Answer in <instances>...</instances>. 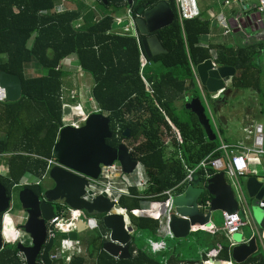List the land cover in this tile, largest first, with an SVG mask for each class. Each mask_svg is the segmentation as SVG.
<instances>
[{"label":"trees","instance_id":"16d2710c","mask_svg":"<svg viewBox=\"0 0 264 264\" xmlns=\"http://www.w3.org/2000/svg\"><path fill=\"white\" fill-rule=\"evenodd\" d=\"M59 1L0 0V71L17 76L22 85L20 100L0 103V168L4 167L6 172L0 171V183L9 197L22 188L42 195L44 189L36 183L46 175L48 160L54 159L53 148L63 125L60 97L69 73L62 66L74 56L77 69L93 79L91 97L102 114L110 119L113 136L107 144L113 148L126 144L145 166L152 181L143 195H153L154 199L123 197L120 206L129 211L136 232H146L157 238V218L166 209L167 198L162 193L185 178L177 153L171 157L166 153L163 142L166 132L172 136L168 121L182 137V156L190 167L210 155L216 158L222 154L218 151L220 138L211 120L216 135L214 141L207 138L197 116L185 108L192 100H201L194 70L211 59L209 49L200 45V38L210 34L211 24L201 15L181 25L176 0L134 1L131 6L134 16L146 5L152 8L166 2L176 17L171 26L155 33L166 52L153 57L151 65L144 70L149 89L140 76L141 57L136 41L116 33L111 14L96 20L92 11L56 13ZM106 1V5L100 4L113 6L116 11L129 6L124 0ZM79 21L82 24L77 28ZM144 38L141 36L142 40ZM258 47H215L218 52L216 63L236 71L230 79L229 90L255 91L262 98V68L254 60L261 52ZM28 66L34 76L28 74L31 71ZM204 91L208 94L205 88ZM180 102L181 108L177 106ZM260 112L264 115V98ZM118 127L120 138L115 135ZM126 130L130 131L129 139L123 136ZM173 144L178 146L175 139ZM4 156H7L6 162L1 159ZM25 179L31 185L20 186ZM132 193L141 195L135 189ZM206 196L203 195L200 202H204ZM149 201L162 206L154 213L144 215L140 211ZM56 210H59L58 204ZM54 243L48 242L39 257L44 264H54L49 259ZM223 243L219 258L227 261L229 244L226 239ZM89 246V257L95 259L96 264H203L209 253L205 251L198 257L193 246L187 255L177 249L153 254L133 241L130 258L116 260L104 252L99 237L91 239ZM18 253L16 245H5L0 252V264H22ZM84 263L85 259L76 258L72 264ZM242 264H264V254L258 252Z\"/></svg>","mask_w":264,"mask_h":264},{"label":"water","instance_id":"95a60500","mask_svg":"<svg viewBox=\"0 0 264 264\" xmlns=\"http://www.w3.org/2000/svg\"><path fill=\"white\" fill-rule=\"evenodd\" d=\"M129 3L132 4V0H129ZM147 7L148 5L138 11L136 24L141 35L146 37L142 45L147 57L151 59L166 52L155 33L171 26L175 22V14L166 2H161L151 9ZM196 72L201 85L210 94L223 90L225 80L235 75V69L226 67L216 69L211 60L199 65ZM0 86L6 91V102H16L22 97L21 80L17 76L0 71ZM185 108L197 116L207 138L214 141L216 135L201 101L194 99L187 103ZM112 136L110 119L97 113L90 115L80 129L67 126L60 130L53 148V157L57 165L53 166L48 174L54 187L44 190L41 196L26 188L18 197L22 209L27 210L30 215L23 229L32 239V247L26 248L22 244H17V250L24 255L27 264H38V257L47 241V222L54 218L56 204L63 203L67 208L85 211L88 215L106 214L115 206L104 197H98L92 203L84 201L82 196L85 194L88 180L78 175L97 179L101 165L110 166L115 161L120 162L126 174L133 172L138 160L125 144L116 148L109 146L107 140L112 139ZM123 136L129 139L130 131H124ZM246 190L250 199L257 202L256 206L248 209L262 233L256 232L247 243L237 242L238 244L232 249V259L237 264L246 262L260 251L264 254V210L257 206L260 201H264V177L250 178L246 183ZM205 192L216 198L207 209H200L198 205ZM233 195L223 174L211 179L206 188L200 186V180L195 176L184 195L176 197L173 201L175 213L170 217L169 228L175 239L189 237L192 227L208 225L210 213L213 211L225 208L230 213H236L238 205L234 202ZM230 201L233 203V208ZM225 203H228L226 207H224ZM10 204L11 197L0 183V215L10 210ZM103 223L111 231L112 240L123 245L120 247L114 243H105L104 251L112 257H117L121 252L120 259L130 258L131 238L124 231L123 217L107 216ZM84 225L85 223L79 222L77 227L84 228ZM3 248V238L0 233V252Z\"/></svg>","mask_w":264,"mask_h":264},{"label":"built area","instance_id":"2783aa9c","mask_svg":"<svg viewBox=\"0 0 264 264\" xmlns=\"http://www.w3.org/2000/svg\"><path fill=\"white\" fill-rule=\"evenodd\" d=\"M128 3V7L126 8L125 16L116 18V22L121 24L122 22L127 21L128 25L124 27L120 34L127 35L133 37L139 47V51L141 54V68L140 75L143 80L146 82L144 78V70L151 65V62L147 59L145 54L143 53V47L141 42V37L138 32V28L136 25V16L133 15L131 6L133 5L129 3V0H124ZM134 0H132L133 2ZM241 3L246 4L250 3V0H243ZM177 11L180 23H183L186 20H193L200 16V12L197 6L196 0H176ZM257 13L261 17L262 24L264 25V0H257ZM230 33L229 30L225 31V35ZM195 72V71H194ZM196 74V73H195ZM86 75L84 72L77 73V78H84ZM197 76V75H196ZM148 88L149 85L146 82ZM200 86V84H199ZM201 88V86H200ZM85 89L82 87L80 89L77 88V91L71 90L68 95L64 92L60 97L62 102V111H63V125L60 130L64 127L70 126L75 129H80L83 127L88 119V117L92 114H102V111L99 109L94 99L89 96L88 102L93 105V111L86 113L84 110V101L79 99V95L81 97L82 91ZM225 91V89L220 90L219 92L212 95V99H219L220 95ZM152 92V91H150ZM6 102V91L0 86V103ZM171 126V134L168 135L166 132V137L164 140V145L166 150L169 152V157L173 154L177 153L176 158L181 160L183 169L185 171L184 180L176 185L175 187L166 190L162 193V196L167 198L165 206V212L162 216H159L158 219V228L156 231V235L158 239L162 238L165 235H168L171 238H174L173 233L169 228L170 217L175 213V208L173 206V201L176 197L184 195V192L187 188L192 184L194 177L197 176L200 180V183H203V187L206 186L207 182L216 174H223L225 177L229 178L232 182V186L235 189V192L241 198L244 197L242 187L240 185L239 179L251 174L250 172V161L261 159L264 156V126L259 123H252L246 129V133L249 138H251L250 144H226L221 143L218 151L222 154L219 157L212 158V155L205 158L196 166L190 167L184 160L182 156V150L180 145H182V137L178 130L169 122ZM59 130V132H60ZM116 138H120V128H117L115 133ZM173 139H175L178 146H174ZM131 152V150H129ZM57 165L55 159L48 160V167L46 175L42 178L45 180L48 178V174L53 166ZM258 167V166H256ZM263 173V172H262ZM83 178L88 180V185L85 188V194L82 196V199L86 202L92 203L98 197H104L109 201L113 202L115 206L106 214L107 216H115L119 215L123 217L124 221V231L132 237L134 234V227L132 225L130 219V213L126 208L120 206V201L123 197L131 198V199H142L144 201H148L151 198H154L153 195H143L152 185V181L147 175L144 165L138 161L135 169L131 174H126L123 170L120 162L115 161L110 166L101 165V172L97 179H91L85 177L81 174H78ZM253 175L256 177L260 176L259 168H255L253 171ZM22 186L31 185L29 181L21 184ZM137 190L141 195H134L132 190ZM59 210L55 212V216L49 222H47V243L48 242H57L59 246L55 249L53 253L50 255V260L53 262L61 261L63 264H71L75 257L82 256L85 254L83 250L82 243L80 240H73L70 238H61L63 236H69L73 234L77 230V224L79 222L85 223V227L92 231L96 237H99L103 242L106 243H114L115 245H123L119 244L112 240L111 232L102 231L101 230V220L91 215H88L85 211H78L67 208L63 203L58 204ZM162 205H155L152 201L147 202L146 207L141 209V213L144 215H150L154 213L157 209L161 208ZM200 209H207L210 206V200H205L202 204L198 205ZM258 207L264 210V201H260ZM11 210V208H10ZM10 210L4 214L3 223H5L4 230V238L3 245H8L7 243V233L9 231L6 230V224L8 222L13 225V221L10 218ZM249 211V210H248ZM250 213V212H249ZM158 215V214H157ZM223 228L217 229L211 223L206 226H195L190 229V233H194L197 229H201L207 231L211 234L221 233L224 238L227 240L229 244V249H233L237 243L234 241L233 237L241 232V229L247 226L249 223L243 220L238 214L223 212ZM13 230V229H12ZM20 228L14 233L12 232L13 244H26L29 242V238L27 236L22 238L19 236ZM11 231V230H10ZM22 231V230H21ZM23 232V231H22ZM148 249L153 254H158L160 251L165 249V243L163 240L159 242H154L152 240L148 241ZM222 250V246L220 244H216L213 250H210L207 254L206 260L203 264H233L231 261L226 262H218L217 258L219 253ZM137 252L135 251L134 254ZM19 258L22 261V264H26V260L22 254H19ZM231 258V256H230ZM232 260V258H231ZM40 264L44 263V260L39 261Z\"/></svg>","mask_w":264,"mask_h":264},{"label":"crops","instance_id":"0c3cea01","mask_svg":"<svg viewBox=\"0 0 264 264\" xmlns=\"http://www.w3.org/2000/svg\"><path fill=\"white\" fill-rule=\"evenodd\" d=\"M135 1V0H134ZM134 1H133V4H134ZM138 1V0H137ZM215 1V4H214V8H215V10H214V12L213 13H215L214 14V17L216 18V22H214L213 23V26H212V23L210 22V24H211V31H210V34H207V35H203L201 38H200V45L202 46V47H204V48H206V49H209V51H210V55H211V59H209V60H211V62H212V64L214 65V67L217 69L218 67H220L217 63H216V61H217V58H218V52H217V50H216V48L215 47H217V46H221V45H225V46H229V47H232V48H235V49H238V48H242V47H246V46H250V45H258L259 47H258V49H260V54L258 55V57L257 58H255L254 60H255V62H256V64L257 65H259L260 67H262V78H261V88H262V99L264 98V70H263V65H264V33H262V35H261V33L259 32L260 30H264V25L262 24V21H261V17L259 16V14L257 13V0H250V3H246V4H243V3H241V1H243V0H214ZM228 1H237L240 5H241V7L244 9V12H245V14H244V17L243 18H241L240 19V21H239V25H240V30H246V29H250L251 31H252V33L254 34V36H255V38H254V40L253 41H251V42H249L248 44H246V45H241V40H240V38L238 37V38H233V37H231V31L229 30V26H228V24H227V17H230V15L229 16H227V12H229L230 10L231 11H234L235 10V6H233V5H231V4H229L228 3ZM100 2H103V3H105V5L107 4V1L106 0H61V1H59L58 3H57V5H56V7H55V11H56V13H63V12H66V11H76V10H83V13L85 12H87V11H92L93 13H94V15H95V18H96V20H100L102 17H103V15H105V14H111L112 15V17L114 18V21H115V23H116V33H121V31H122V29L124 28V27H126L127 25H128V23H127V21H125V22H122L121 24H119V23H117L116 22V18H119V17H124L125 16V12H126V9L124 8V9H122V10H119V11H116L115 10V8L113 7V6H102L101 4H100ZM196 2H197V0H196ZM170 7V6H169ZM147 9H151V8H149V7H147ZM174 12V11H173ZM200 12V11H199ZM253 12H255V14H253V15H251ZM202 14L200 13V16H201ZM255 15H257V16H255ZM199 16V17H200ZM138 17V13H137V15H136V18ZM203 17V16H202ZM203 19H205V20H207L206 18H204L203 17ZM175 20H176V17H175ZM241 20H242V22H241ZM179 22H180V20H179ZM218 22V23H217ZM220 23V24H219ZM80 24H82V21H79L78 22V24L76 25V27L78 28L79 26H80ZM181 25H183V23H180ZM217 24H219V25H217ZM137 25V24H136ZM220 25H221V29H220ZM138 28V27H137ZM221 31H220V30ZM226 30H229L230 31V33L228 34V35H225V31ZM138 32H139V29H138ZM240 32V31H239ZM139 34H140V37L141 36H143V35H141V33L139 32ZM157 36V35H156ZM243 36L246 38V39H249V37H247L246 35H245V33H243ZM145 37V36H144ZM158 37V36H157ZM133 38V37H132ZM144 39H146V37L144 38ZM143 39V40H144ZM159 39V38H158ZM135 40V39H134ZM142 39H141V42L143 41ZM160 41V40H159ZM161 43V42H160ZM137 44V43H136ZM162 45V44H161ZM137 47H138V45H137ZM142 47H143V45H142ZM163 47V46H162ZM164 49V48H163ZM138 50H139V47H138ZM139 53H140V51H139ZM143 53L145 54V56L147 57V55H146V52H145V50H144V47H143ZM164 54V53H163ZM162 55V54H161ZM158 56H160V55H158ZM140 57H141V54H140ZM156 57V56H155ZM147 59L150 61L151 59H149L148 57H147ZM62 68L65 70V71H71V68L73 69H75L76 71H77V66H76V58L74 57V56H72V57H70V58H68L65 62H64V64H63V66H62ZM195 71V75H197V72H196V69L194 70ZM236 72V71H235ZM87 76H89V75H87ZM141 76V75H140ZM144 78H145V76H144ZM196 78H197V82H198V86H199V84H200V86H201V88H200V86H199V89H200V95L202 96V98H201V103H202V105L204 106V108H205V114L207 113L208 114V116H209V121L211 120V122L213 123V125L215 126V129H216V131H217V135L219 136V138H220V146H221V143H226V144H237V143H241V144H245V145H247V144H250L251 143V138H249V136H247V137H245L244 138V140H241V141H229L225 136H224V128H226L227 126H228V124H229V116L230 115H228L227 117L226 116H224V115H222V113L220 112L221 111V109H222V107L225 105V103H226V101H227V99H226V96L228 95V94H230V90H229V86L227 85V83H229V85H230V79L232 78H229L228 80H225V84H224V89H225V91L220 95V97H219V99H217V100H214V99H212V95L213 94H210L207 90V92L209 93V95H210V98H211V100H213L212 102H216L215 103V112H216V115L218 116L217 118H218V120H216V117H215V115L212 113V111H211V108H210V105H209V102H208V100H207V96H206V92L204 91V87L201 85V83H200V81H199V79H198V76H196ZM143 79V78H142ZM145 80H146V78H145ZM146 82H147V80H146ZM145 82V83H146ZM72 83V82H71ZM148 83V82H147ZM93 85H94V83H93ZM93 85L90 87V83L88 84L87 82L85 83L84 82V80L83 79H80L79 77L77 78V79H75V87H77L78 89H80V88H84L86 91H89V96L91 97V88L93 87ZM147 85V84H146ZM148 85H149V83H148ZM67 85H66V83L64 84V87H66ZM148 87V86H147ZM76 88V89H77ZM149 89H150V85H149ZM68 90L67 89H63V92H64V94L67 92ZM149 92H150V90H149ZM150 93H152V92H150ZM206 93V94H205ZM215 94V93H214ZM222 95H224V97L222 98ZM92 98V97H91ZM88 99H89V97H88ZM96 103V102H95ZM98 106V105H97ZM104 115V114H103ZM106 116V115H105ZM207 116V115H206ZM246 117H249V116H246ZM259 124H261V123H259ZM211 125V124H210ZM262 125L264 126V115H262ZM211 128H212V126H211ZM213 130V129H212ZM223 130V131H222ZM164 140H165V138H164ZM164 140H163V142H164ZM126 145V144H125ZM127 146V145H126ZM166 148V147H165ZM129 149V148H128ZM130 150V149H129ZM132 153V152H131ZM166 153H167V155L169 154V152L166 150ZM168 157H169V155H168ZM140 162V161H139ZM145 167V166H144ZM257 168V167H256ZM146 170V169H145ZM147 172V171H146ZM250 172H251V174H248V175H246V176H244V177H242V178H240L239 179V182H240V185H241V187H242V191H243V195H244V197L243 198H241L240 196H238L237 195V193L235 192V189H234V187L232 186V182H231V180L229 179V178H227V177H225V181H226V184L228 185V186H230L231 187V189H232V191H233V193H234V195H233V199H234V202L238 205V214H239V211H240V209L239 208H241L242 209V212L244 213V215H245V218L247 219L248 217L249 218H251V220H253V217H252V215H251V213H249L250 211H248L249 209V206H248V203H247V200L245 199L246 197H245V192H244V189H245V186H246V184H245V186L243 185V181H246V183H247V181L250 179V178H252V177H256V176H254L253 175V171L250 169ZM148 175V174H147ZM217 175H219V174H216V175H214L211 179H213L215 176H217ZM49 178V177H48ZM150 178V177H149ZM257 178H259L260 179V177H257ZM210 179V180H211ZM209 180V181H210ZM209 181L207 182V184H206V186H204L205 188L208 186V183H209ZM25 182H23L22 184H24ZM37 184V183H36ZM203 185V183H200V186H202ZM20 186H22V185H20ZM53 186H54V183H53V185H52V187H50V188H53ZM203 187V186H202ZM244 187V188H243ZM49 188V189H50ZM47 190V189H46ZM186 192V191H185ZM184 192V193H185ZM215 192H216V188H215ZM246 192H247V190H246ZM205 194H207V196L205 197L206 199L205 200H210V205H211V202L216 198L214 195H210L209 193H207V192H205L203 195H205ZM247 194H248V192H247ZM202 195V196H203ZM222 197H223V195H222ZM155 198V197H154ZM154 198H151V199H154ZM205 200H203V201H205ZM203 202H200L199 204H202ZM230 203H231V206H232V208H233V203L230 201ZM60 204V203H59ZM228 205V203H225L224 204V207H226ZM221 211L222 213L223 212H229L227 209H225V208H221V209H218V210H216V211ZM56 212V211H55ZM92 217H95V218H98V219H100L101 220V223H100V226H101V230L102 231H104V232H106V231H109V232H111L110 230H108L105 226H104V223H103V220H104V218H106L105 216H104V214H102V215H100V214H96V213H94L93 215H91ZM130 219H131V216H130ZM254 221V220H253ZM252 221V222H253ZM131 222H132V219H131ZM246 222H248V220L246 221ZM255 222V221H254ZM254 222H253V225H252V229L254 230V233L253 234H251V235H249V236H246L243 232H241L240 233V239H239V242H243V243H247L255 234H256V232H259L260 234L262 233V230L259 228V226L256 224V222H255V224H254ZM209 223H211L212 225H213V216H212V212L210 213V219H209ZM249 223V222H248ZM250 224V223H249ZM248 224V225H249ZM132 225H133V223H132ZM247 225V226H248ZM214 226V225H213ZM133 227H134V225H133ZM246 227V226H245ZM242 231V230H241ZM24 232V231H23ZM87 232H89V233H91L92 231H90L88 228H86L85 227V225H84V228L83 227H80L79 229H78V227H77V230L73 233V234H79V235H81L82 236V238H80L79 240L81 241V243H82V247H83V250L85 251V254L84 255H82V256H78V257H75L74 258V260L76 259V258H83V259H85V263L84 264H96V261H95V259H93V258H90L89 257V254H88V251H89V244H90V240L91 239H93V238H96V236H95V234L92 232L91 233V235H88L87 234ZM135 228H134V234H135ZM198 232V230L196 231V232H194V233H190V235H194L195 233H197ZM201 232H207V231H202L201 230ZM134 234L132 235V237H130L131 238V245H130V247L132 246V244H133V241H134ZM207 236L206 237H204V235L203 236H201V237H199V239H198V237H197V239H196V237L192 240L191 239V241H189V240H187L188 239V237L187 238H185V240L184 239H180V240H184L183 241V243L182 242H180L179 244H178V246H175V247H169V245L167 246V245H165V249H164V251H167V252H169V251H172V250H178V251H180L181 253H182V255H187L188 254V250L190 249V248H193V246H194V248L196 249V252H197V254H198V257H200V255L201 254H203V252H205V251H207V252H209L210 250H213L214 248H215V245L216 244H224L223 242L225 241V238H224V236L221 234V233H217V234H211V233H209V232H207ZM26 236L30 239V240H32L31 238H30V236L26 233ZM158 238V237H157ZM174 239H175V237H174ZM162 240V239H161ZM160 239H158V240H156V241H154V242H159V241H161ZM100 241L103 243V245L106 243V242H103L101 239H100ZM153 241V240H152ZM236 242V241H235ZM238 244V243H237ZM47 245V241H46V244H45V246ZM44 246V247H45ZM59 246V244L57 243V242H55L54 243V246H53V248L51 249V251H50V254H49V259H50V255H51V253H53L54 251H55V249L57 248ZM117 246H120V245H117ZM44 247H43V249H42V252H41V254H40V256L42 255V253H43V251H44ZM120 247H122V246H120ZM104 250V249H103ZM105 252V251H104ZM129 252H130V250H129ZM261 252V251H260ZM187 253V254H186ZM221 253V252H220ZM220 253H219V255H218V258H217V260H218V262H226V261H223V260H221L220 258H219V256H220ZM19 254H22V253H18V256H20ZM108 254V253H107ZM229 255V260H227V261H231L233 264H237L233 259L231 260V258H232V249L230 250L229 249V253H228ZM23 255V254H22ZM109 255V254H108ZM121 255V252H119L118 253V256L117 257H113L114 259H116V260H125V259H120L119 258V256ZM39 256V257H40ZM230 256H231V258H230ZM23 257H24V255H23ZM39 257H38V260H37V263L38 264H40L39 263V261L40 260H42V259H39ZM112 257V256H111ZM25 258V257H24ZM26 260V259H25ZM74 260L72 261V263L74 262ZM51 261V260H50ZM22 262V261H21ZM53 262V261H52ZM54 264H63L61 261H59V262H53ZM71 263V264H72ZM27 264V263H26ZM44 264V263H43Z\"/></svg>","mask_w":264,"mask_h":264},{"label":"rangeland","instance_id":"374dc122","mask_svg":"<svg viewBox=\"0 0 264 264\" xmlns=\"http://www.w3.org/2000/svg\"><path fill=\"white\" fill-rule=\"evenodd\" d=\"M228 3L236 7L234 11L230 10L229 12H227V16L230 15V17H227V24L229 26V30L231 31V37H233V38L239 37L241 40V45L242 46L246 45L249 42L253 41L255 36L249 28L246 30H243V31L240 30L241 28L239 25V21L241 18L244 17V14H245L244 9L241 7V5L237 1L236 2L235 1H228ZM214 4H215L214 0H197V6H198L200 13L202 14V16L204 18H206L207 20H209L212 23V26H213V23L216 22V18L214 17L215 13H213L215 10ZM219 24H217V25H219ZM220 29H221V25H220ZM259 32L262 35V33H264V30H260ZM243 33H245V35L247 37H249V39H246L243 36ZM29 69H30V66H28V70ZM263 70H264V65H263ZM80 72H82V71H80L79 69H77V71H76L74 68L73 69L71 68V71H68L69 75L65 79V83L67 85L65 87V89H67L68 91H71V90L77 91V89H76L77 87H75V79H77V73H80ZM28 74L34 76V74L32 73V70L29 71ZM83 80L85 83L86 82L88 84L90 83V87L93 85V79L90 76H87V74L84 75ZM227 85L230 88L229 83H227ZM230 91H231L230 94H228L226 96L227 101L220 111L222 113V115H224L226 117L228 115H230L229 116L230 117L229 118V124L226 128H224V136L229 141H241V140H244V138L248 136L245 129L250 124H252V123H261L262 124V115L260 112L262 98L259 96V93L255 92V91H249V90L243 91V90H234V89H231ZM68 94H69V92H66V95H68ZM206 96H207V100L209 102L211 111L215 115L216 120H218V118H217L218 116L216 115L215 108H214L216 102H212L213 100H211L209 93L206 94ZM88 97H89V91H86V90L82 91L81 97L79 95V99L81 98L80 100L84 101L83 104H84V110L86 113L93 111V105L90 102H88ZM201 98H202V96H201ZM177 106L179 108H181L182 102L178 103ZM246 116H249V117H246ZM255 117H257V118H255ZM0 135H2V132H0ZM6 157L4 156L1 158L3 162H6V159H7ZM256 166H258L257 168H259V172H260L259 177H260V179H262V177H264V156L261 157V159H256V160L250 161V169L252 171H255ZM0 171L5 172L4 167H1ZM24 182H27V179H25ZM43 182H44L45 188H50L53 185V182L49 178H46ZM245 184H246V181H243L244 186H245ZM244 192H245L244 194L246 197L245 199L247 200L249 208L251 209L252 207L256 206L257 202L254 199H250L249 195L246 192V186H245ZM10 206L11 207L13 206L15 208V210L10 212V218L13 221V225H11V223L8 222V226H6V230L9 231V233H7V235H9L7 237V241H8L7 243H9L8 245L13 244L12 232L14 233L15 231L18 230L19 225L22 224V221H23L22 218L24 217V214L21 213V209L19 207V199H18L17 194L12 195ZM239 209H240L239 214H240L241 218L245 221L248 220V222L250 223L248 226L243 227L241 229L242 230L241 232H243L246 236H249V235L254 233V230L252 229V225H253L254 221L251 220V218H249V217L246 219L244 213L242 212V209L241 208H239ZM212 216H213L214 227H216L217 229H222L223 228V222H224L223 213L220 210L219 211H213ZM254 224H255V222H254ZM197 230H198V232L195 233L194 235H190L187 240L191 241V239L193 240L195 237H196V239H197V237L199 239V237H201L203 235H204V237H206L208 235L207 232H201V229H197ZM19 231H20L19 236L21 237V239L26 237L24 232H22L21 230H19ZM202 231H204V230H202ZM91 233L87 232L88 235H91ZM240 233L236 234L233 237V239H234V241H236V243L240 239ZM95 234H97V233H95ZM61 238H70L73 240H79L80 238H82V236L79 234H71L69 236L61 235ZM133 238H134L135 244H137L139 247H146V248H148V241L149 240H153V241L158 240L157 238H154L153 236L149 235L146 232H135ZM161 239L164 241L165 245H167V246L169 245V247L178 246V244L180 242L183 243V241L185 240V239L184 240L174 239V238L169 237L168 235L163 236L162 238H160V240ZM188 251H190V250H188ZM188 253H190V252H188ZM194 254L198 256L196 251L194 252Z\"/></svg>","mask_w":264,"mask_h":264},{"label":"flooded vegetation","instance_id":"af4514ba","mask_svg":"<svg viewBox=\"0 0 264 264\" xmlns=\"http://www.w3.org/2000/svg\"><path fill=\"white\" fill-rule=\"evenodd\" d=\"M253 14H255V12H253L251 15H253ZM255 16H257V15H255ZM43 181H44V180L42 179L41 181H39V182L37 183V185H39L41 188H44V190L49 189V188H45V187H44V182H43ZM53 187H54V186H53ZM24 189H26V188H22L21 190H19V191L17 192L18 197H19V193H20L22 190H24ZM28 189H29V188H28ZM11 199H12V197H11ZM18 199H19V198H18ZM19 207H20V209H21V213L24 214V217L22 218V219H23L22 224L19 225V228H20L22 231H24V233H25V235H26V232H25V230L23 229V227H24V225L27 223V221H28L30 215H29V213H28L27 210L22 209V206H21L20 202H19ZM10 208H11L10 212H12L13 210H15V208H14L13 206H12V207L10 206ZM3 219H4V215H0V233H1V235H2V238H4V237H3V236H4L3 234H4V230H5V223H3V222H4ZM6 225H8V224H6ZM24 238H25V237H24ZM25 239H26V238H25ZM27 239H28V237H27ZM23 246L26 247V248H28V247H32V240H29V242H27V243L24 244Z\"/></svg>","mask_w":264,"mask_h":264}]
</instances>
